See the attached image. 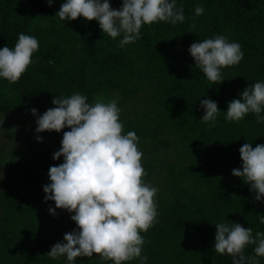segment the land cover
I'll return each mask as SVG.
<instances>
[{"label":"trees","instance_id":"obj_1","mask_svg":"<svg viewBox=\"0 0 264 264\" xmlns=\"http://www.w3.org/2000/svg\"><path fill=\"white\" fill-rule=\"evenodd\" d=\"M64 2L0 0V48L14 49L20 33L39 41L17 82L0 78V115H32L35 108L36 118L55 107L56 96L77 92L92 104L115 93L128 102L148 91L149 107L123 122L124 133H136L142 153L147 141L170 137L175 159L166 166V189L156 198L157 222L140 233L146 241L141 255L147 256L146 264H231L232 257L214 250L215 224L239 223L253 235L264 232L257 216H264V197L256 201L250 185L232 175L233 169L242 170L239 149L244 143L264 145V123H257L254 113L239 122L225 118L228 103L240 99L245 87L264 82V0H176L184 10L183 23L144 24L141 38L124 47L119 46L122 34L109 37L95 20L55 16ZM109 3L119 9L122 0ZM197 5L205 9L200 16L195 15ZM216 35L239 43L244 55L239 64L221 69L224 81L212 84L188 49ZM206 98L220 110L215 127L200 119L205 111L200 102ZM17 150V174L0 189V264H69L66 256L52 259L47 253L63 242L65 233L79 230L70 218L74 213L45 201L43 191L50 183L49 168L64 158L53 160L58 148L45 144L40 133L24 138ZM141 163L147 183L154 167L144 157ZM253 249L246 246L245 255H254ZM257 259L264 264V257ZM74 264L112 261L94 253Z\"/></svg>","mask_w":264,"mask_h":264},{"label":"clouds","instance_id":"obj_2","mask_svg":"<svg viewBox=\"0 0 264 264\" xmlns=\"http://www.w3.org/2000/svg\"><path fill=\"white\" fill-rule=\"evenodd\" d=\"M47 3L51 6L53 0ZM194 11L200 16L205 9L197 5ZM55 16L63 21L78 17L95 20L109 37L123 35L120 47L140 39L144 24L165 21L174 26L185 20L183 7L178 8L176 0H122L119 9L111 8L109 0H65ZM38 49L37 38L24 33L18 35L14 49L0 48V78L17 82ZM188 51L212 84L224 81L221 69L239 64L244 55L241 45L225 35L194 42ZM240 97L228 103L226 120L239 122L254 113L257 123H264V82L248 85ZM52 104L55 107L37 116L36 132L70 131L64 132L61 147L53 154V160L63 156L64 162L49 168L50 183L43 186L44 199L54 201L57 209L74 213L70 218L79 230L65 233L63 242L55 243L47 255L52 259L66 256L69 264L78 257L91 258L94 253L112 264L135 259L146 264L147 256L141 255L146 241L140 233L157 222L158 189L144 180L147 173L141 163L139 137L133 131L124 133L118 101L98 99L90 104L77 92L69 97L56 96ZM200 105L205 110L202 122L215 127L220 112L217 103L206 98ZM30 111L37 115L35 108ZM36 139L41 141L39 136ZM239 154L242 170L233 169L232 175L249 184L256 193L255 200L260 201L264 197V145L253 148L244 143ZM48 211L55 215L53 208ZM257 216L264 224V216ZM215 228L214 250L232 257L231 264H259L257 258L264 257V232L253 235L251 228L231 222L217 223ZM249 245H254V255H245Z\"/></svg>","mask_w":264,"mask_h":264},{"label":"rangeland","instance_id":"obj_3","mask_svg":"<svg viewBox=\"0 0 264 264\" xmlns=\"http://www.w3.org/2000/svg\"><path fill=\"white\" fill-rule=\"evenodd\" d=\"M102 99L104 102L110 99H116L118 101V107L121 109L120 121L122 123L127 118L140 116L150 104L148 91L143 92L128 102L121 101L117 93ZM36 119L37 117L35 118L34 115L23 112H10L0 115V162L2 167L0 189H6L9 181L16 176L21 160L17 147L24 138L32 133H37ZM66 131H70V129L64 128L59 133L55 131H44L40 132V134L45 144H53L57 146L59 151L63 134ZM159 139L147 141L145 150L143 151V157L154 167V171L147 183L158 189L155 199L158 198L161 191L166 189V166L175 159V146L172 139L165 135H161Z\"/></svg>","mask_w":264,"mask_h":264}]
</instances>
